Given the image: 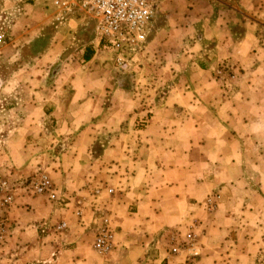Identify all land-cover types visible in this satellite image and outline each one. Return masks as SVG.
Instances as JSON below:
<instances>
[{
  "label": "crops",
  "instance_id": "obj_1",
  "mask_svg": "<svg viewBox=\"0 0 264 264\" xmlns=\"http://www.w3.org/2000/svg\"><path fill=\"white\" fill-rule=\"evenodd\" d=\"M178 15L188 26L178 25L185 48L158 52L170 62L140 70L154 75L142 79L141 92L111 77L98 41L83 49L82 66L59 72L49 86L38 82L36 68L56 62L55 43L40 53L31 46L1 51L28 55L0 80V96L14 101L0 115L1 149L23 148L40 135L68 144L51 164L60 202L19 192L0 264H264V0H189ZM169 26L150 44L166 46ZM29 33L21 42H34ZM38 85L53 111L16 113V95L29 91V104ZM65 86L70 99L62 110ZM98 143L99 154L90 156ZM77 198L84 223L73 214ZM102 214L114 239L99 258L92 223ZM60 222L67 230L56 236L51 228Z\"/></svg>",
  "mask_w": 264,
  "mask_h": 264
},
{
  "label": "rangeland",
  "instance_id": "obj_2",
  "mask_svg": "<svg viewBox=\"0 0 264 264\" xmlns=\"http://www.w3.org/2000/svg\"><path fill=\"white\" fill-rule=\"evenodd\" d=\"M188 1L189 0H163V2H165L166 6L168 5L169 8V10L164 11L161 7H159L160 3L162 2L161 0L158 3L150 33L147 37L146 42L144 43V45H142V49L140 51H135L134 53H132L126 59L122 67H117L111 60L110 55L104 52L101 49V45H99V48L97 49L98 58H102L101 61L104 64H109L110 71H113L109 72L111 74V77L113 75L118 76V80L128 85L135 86L141 92L142 88L146 86V84L142 82V79L146 80L149 77L151 78L152 76H154L152 68L158 65V62L156 61L160 59V62H170V60L166 59L167 57L164 54H159L160 56L159 58H157V53L161 50H165L166 48H169L170 50L185 48V46L183 45V42H185V40L181 41L180 27L188 28V26L182 23V16L178 15V12L181 7L187 5ZM170 7H173L174 9H171ZM203 11H205V8L203 9ZM56 16V10H53L51 8H43L41 1L35 3L34 5H25L20 0H0V35L3 37V40L0 43V80L11 76L12 70H14V68H18L19 65H22V61H25V59L28 58V55H26V57H24L25 55H22V59L20 60L19 57L14 58V56L9 55L10 52L1 53L2 50H12L15 46L22 47L24 49H27L31 46L32 48H30V50H33L34 53H40L47 47L52 45V42L57 45L56 51L58 55L55 54L57 55L55 56L57 59L56 62L53 64H47L41 69L38 67L36 68L37 78L39 80L38 82H40V80L44 81L46 86H49L56 80L58 76L57 74L59 72L65 70L66 72H64V75H70L74 70L73 65L75 67L82 66L80 60L83 49L86 48V46H88L90 43L98 41L97 22L91 17L80 12L79 10L73 11L71 14L64 17L60 21H57L55 19ZM168 21L170 22V31L167 35L171 34L172 40L168 44H166V46H160L159 42L150 44L151 41L155 38L156 32ZM27 32H30L29 35L31 36V39L34 40V42H29L30 44L21 42V36L24 37V35H27ZM187 37L188 39L186 40L190 42L192 39L189 36ZM37 55L38 54H36V56ZM146 65L152 67L149 69L151 72L148 74H146V72H143L142 74L141 71H144L143 68L146 67ZM20 68L23 69V66H21ZM23 80L24 82L21 81L19 83L27 87V79L24 78ZM57 86L60 87V84L58 83ZM34 89L37 90L38 95L36 96V98L33 95V102L29 104L27 102L29 101L30 96L29 91H20V95H16L17 97H21V104L19 105L18 111H16V113L18 112L23 115L29 110L26 107L30 106L36 108V111H33L32 113L33 115H44L43 112L49 114L53 111V103L46 102L45 99L47 91L44 88H41L39 85ZM159 90L162 92H166V86L164 85L163 87H160ZM134 92L137 93V90H134ZM3 95L6 96V100H2ZM59 96L64 100V102L61 104L63 110V108H66L69 105L70 90L68 86L64 87V92ZM143 96H146V94L143 93ZM149 96L150 95H147V97ZM142 100L144 101V99ZM12 104H14V101L10 100L9 94H1L0 115H2L3 108L6 111L7 108L9 109L12 107ZM5 114L12 115L11 112ZM55 115L60 114L57 113ZM51 121L52 120L49 119L45 122L48 126H54ZM2 138V132H0V177L6 178L13 182L19 181L20 183L33 178L37 174L45 173L48 175L52 183L54 185H57L53 181V171H55V167L51 164L52 162H54V158L57 156L59 150L63 149L65 145L68 144V141L62 138V143L59 142V139L56 142L52 143L53 140H51L50 142V140L46 139H50V137L47 136L45 138L43 136L41 137L40 135L39 138L33 137L32 140L29 139V143H26V146H24L23 148L18 147L14 149L15 144H13L11 146L12 149L7 151L4 148L1 149L2 147H4L2 145ZM67 138H71V136ZM49 145H51V148L48 147ZM99 146V143L95 144V146L91 150L90 156H97L99 154ZM106 175H108L107 171L103 173L102 177L106 179ZM77 199H75V201ZM206 206L208 208L213 207V202L211 203V206L208 203ZM178 245V242L174 240L171 244L172 247L169 246V250L173 251V247H178ZM93 252L99 258H102L106 255L99 254L94 250Z\"/></svg>",
  "mask_w": 264,
  "mask_h": 264
},
{
  "label": "built area",
  "instance_id": "obj_3",
  "mask_svg": "<svg viewBox=\"0 0 264 264\" xmlns=\"http://www.w3.org/2000/svg\"><path fill=\"white\" fill-rule=\"evenodd\" d=\"M25 5H34L41 1L43 8L56 10V20L60 21L75 10H79L97 22L98 45L110 55L117 67H122L126 59L135 51H140L150 33L158 3L161 0H20ZM3 37L0 35V43ZM220 75V71L216 72ZM19 192L26 197H45L48 202H60L55 185L45 173L35 175L21 184L0 177V246L9 238L12 220L11 211L15 206ZM100 189L92 195L95 200ZM112 195V190L107 191ZM74 216L83 221L84 201L75 202ZM211 200L208 204L211 206ZM94 240L92 249L99 254H107L113 247L114 229L109 218L102 214L94 219ZM67 230L64 222L51 228L54 235Z\"/></svg>",
  "mask_w": 264,
  "mask_h": 264
}]
</instances>
